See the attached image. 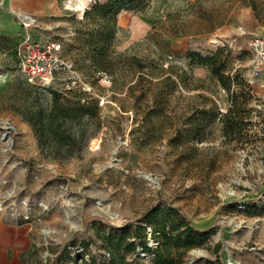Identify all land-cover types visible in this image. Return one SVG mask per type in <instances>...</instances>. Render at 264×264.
I'll use <instances>...</instances> for the list:
<instances>
[{
  "label": "rangeland",
  "instance_id": "rangeland-1",
  "mask_svg": "<svg viewBox=\"0 0 264 264\" xmlns=\"http://www.w3.org/2000/svg\"><path fill=\"white\" fill-rule=\"evenodd\" d=\"M164 1L135 0L129 11L138 23L129 20L111 38L101 19L86 14L91 0H59L53 12L23 24L26 35L60 40L73 62L75 72L59 73L50 85L59 101L95 104L79 156L64 159V148L38 146L22 110L49 105L52 93L26 82L14 58L0 53V131L4 121L14 127L6 138L0 132L8 171L0 209L30 223L32 245L21 264H81L86 241L85 258L108 260L99 236L109 224L144 223L139 217L154 203L178 207L206 236L177 264H264V69L254 70L247 46L264 35V0ZM243 6L250 12L238 15ZM140 21L149 23L146 32L135 30ZM100 46L113 61L105 70L94 60ZM188 50H220L229 90L208 67L191 65ZM167 75L175 85L162 80ZM229 107L227 120L237 128L225 134ZM136 255L149 262L146 252L125 257Z\"/></svg>",
  "mask_w": 264,
  "mask_h": 264
},
{
  "label": "trees",
  "instance_id": "trees-1",
  "mask_svg": "<svg viewBox=\"0 0 264 264\" xmlns=\"http://www.w3.org/2000/svg\"><path fill=\"white\" fill-rule=\"evenodd\" d=\"M250 5L255 6L254 2ZM133 8H135V0H95L91 10L86 11V14L91 13L92 17L101 19L102 24L107 26V30L102 34L106 38H111L115 32L118 12L122 9ZM97 50H99V54L94 58L95 63L101 67V70H105L107 65L112 64L113 61L103 58L102 46ZM186 56L191 65L208 67L221 86L229 90L231 79L224 74L226 65L221 59L220 50L210 54L188 50ZM129 58L138 61L134 55ZM144 66L145 64H140L139 67L143 68ZM162 80L170 81L172 85L176 84V81L168 75L164 76ZM30 85L37 89H49L52 93L49 105L32 103L26 105L22 110V117L33 130L38 146L42 150L49 145L64 148L65 152L59 155L64 159L81 155L88 140V135L84 134V125L87 120L95 116V104L78 101L74 106H68L59 101V95L62 97L59 90H52V87ZM231 111L233 110L229 107L225 112L226 119L223 120L225 134H232L237 128L235 123L227 120ZM139 219L144 223H126L123 226L109 224L110 230L99 236L102 246L109 253L108 260L98 259L94 254H89L88 258H85L83 254L89 241L83 242L84 250L77 254L81 264H177L184 251L203 243L206 238L205 234L199 233V229L195 228L190 220L179 212L178 207L172 205L154 203L141 213ZM147 227L151 228V237L156 242L154 246L148 244L147 233L149 230ZM137 247H141V251L150 255L148 263L141 260L139 255L131 259L125 257L127 252L138 253Z\"/></svg>",
  "mask_w": 264,
  "mask_h": 264
},
{
  "label": "crops",
  "instance_id": "crops-1",
  "mask_svg": "<svg viewBox=\"0 0 264 264\" xmlns=\"http://www.w3.org/2000/svg\"><path fill=\"white\" fill-rule=\"evenodd\" d=\"M59 0H0V38L4 44H0V51L6 49L5 44L10 43L13 46L26 35L23 31H27L23 25L25 18L29 17L33 21L38 20L47 13L53 12L58 8ZM164 1V0H161ZM187 0H165L164 4L171 5L183 4ZM130 9H122L116 15V33H120L122 27L130 20L133 24L138 23L135 15H132ZM250 12V7L243 6L239 8L238 15L242 12ZM229 24H222L221 31L223 34L228 33ZM149 23L140 21L136 25V31L140 33L146 32ZM228 27V28H227ZM4 155L0 152V180H4L7 175ZM2 191V190H0ZM29 222L21 221L18 214L12 211L0 209V264H21L23 257L30 252L31 227Z\"/></svg>",
  "mask_w": 264,
  "mask_h": 264
},
{
  "label": "built area",
  "instance_id": "built-area-1",
  "mask_svg": "<svg viewBox=\"0 0 264 264\" xmlns=\"http://www.w3.org/2000/svg\"><path fill=\"white\" fill-rule=\"evenodd\" d=\"M83 11L81 10L82 13ZM26 23V21L23 22L25 25ZM247 46L253 55L254 70L264 69V35L250 37ZM0 53L3 56L11 55L25 81L39 87H50L59 73L75 72L73 62L63 57L62 42L56 38L36 39L26 35L13 46L1 50ZM60 82L63 84L61 80ZM71 83L75 84L76 79H73ZM71 87L72 85L69 86ZM81 87L85 89L84 85Z\"/></svg>",
  "mask_w": 264,
  "mask_h": 264
},
{
  "label": "water",
  "instance_id": "water-1",
  "mask_svg": "<svg viewBox=\"0 0 264 264\" xmlns=\"http://www.w3.org/2000/svg\"><path fill=\"white\" fill-rule=\"evenodd\" d=\"M4 125V128H2L0 132L1 135L6 138L10 135L9 133L14 129V127L9 123V121H4ZM144 176L148 177V174L145 173ZM137 252L144 254V252L141 251V247H137Z\"/></svg>",
  "mask_w": 264,
  "mask_h": 264
},
{
  "label": "bare ground",
  "instance_id": "bare-ground-1",
  "mask_svg": "<svg viewBox=\"0 0 264 264\" xmlns=\"http://www.w3.org/2000/svg\"><path fill=\"white\" fill-rule=\"evenodd\" d=\"M25 20H26V24H28L29 22L28 21H32V19L31 18H29V17H27V18H25Z\"/></svg>",
  "mask_w": 264,
  "mask_h": 264
}]
</instances>
